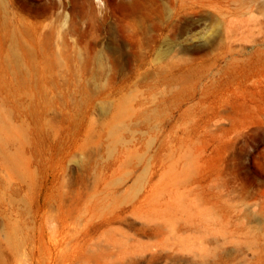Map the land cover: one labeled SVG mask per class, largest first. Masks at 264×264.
Listing matches in <instances>:
<instances>
[{
	"label": "rangeland",
	"instance_id": "obj_1",
	"mask_svg": "<svg viewBox=\"0 0 264 264\" xmlns=\"http://www.w3.org/2000/svg\"><path fill=\"white\" fill-rule=\"evenodd\" d=\"M0 264H264V0H0Z\"/></svg>",
	"mask_w": 264,
	"mask_h": 264
}]
</instances>
